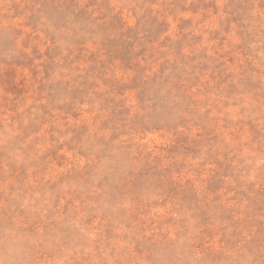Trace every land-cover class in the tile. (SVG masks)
I'll return each instance as SVG.
<instances>
[{"label":"rangeland","instance_id":"374dc122","mask_svg":"<svg viewBox=\"0 0 264 264\" xmlns=\"http://www.w3.org/2000/svg\"><path fill=\"white\" fill-rule=\"evenodd\" d=\"M0 264H264V0H0Z\"/></svg>","mask_w":264,"mask_h":264}]
</instances>
